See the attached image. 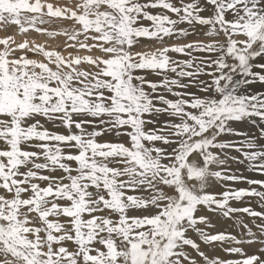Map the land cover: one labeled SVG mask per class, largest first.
Masks as SVG:
<instances>
[{
    "label": "snow or ice",
    "instance_id": "6c2138e0",
    "mask_svg": "<svg viewBox=\"0 0 264 264\" xmlns=\"http://www.w3.org/2000/svg\"><path fill=\"white\" fill-rule=\"evenodd\" d=\"M0 30V264H264V0H0Z\"/></svg>",
    "mask_w": 264,
    "mask_h": 264
},
{
    "label": "rangeland",
    "instance_id": "374dc122",
    "mask_svg": "<svg viewBox=\"0 0 264 264\" xmlns=\"http://www.w3.org/2000/svg\"><path fill=\"white\" fill-rule=\"evenodd\" d=\"M1 32H0V35L3 34V36H4L6 34L2 30H1ZM7 34H13V33L11 31H9V33H7ZM29 38L30 39H35L37 43H41V44L50 43L51 47H54V48L55 47H58V46H60V45L63 44V41L62 40H59V41H56L55 40L54 42H48L47 41V38H45L43 36H37L35 33H33L32 36L29 37ZM19 39H20V37L17 36V40H19ZM146 44H147L148 48H151V45H149L148 43H146ZM144 45L145 44H142L141 47L140 48H137L136 50L137 51L144 50ZM150 78L151 79H156V77H150ZM253 88H254V90H257V91H264V87H262L260 85H254ZM48 127L51 129V125L48 126ZM237 128L240 131L248 132V133H255V134L258 135V130L256 128H254L252 125H249V124L237 125ZM51 130L56 131L57 129H51ZM60 131H62V130H60ZM108 138L111 139V137H108ZM227 138L234 139V140L241 139L240 137H227ZM234 155H239V154L236 153ZM227 167L230 168L232 171H235L237 175L243 174V175L247 176L248 178H257V179L260 178L259 176H257L254 173H249L243 165H237V164H234L231 161H229ZM225 174H227V173H225ZM225 183L228 184V185H231L232 187H235V188H247V187H249L246 183H243V182H241V183H234L232 181H225ZM214 188H215V191H218V190H216L218 188H220L219 191H222L221 190V187L219 186V184H217V186H215ZM232 203H233V206H236V207L251 206V207H253L256 210H259V206L256 203L255 198H245V200H243L241 202H232ZM236 216H237V218L239 220H242V221H243V218H244L245 219L244 221L246 223H248L249 226H252L251 225V219L252 218L248 217L246 214H236ZM229 221L232 222V220H229ZM257 222H259V221H257ZM234 230H238V229L232 224L230 229H226L225 231H222V232H229L230 233V231H234ZM193 236H194V234H193ZM204 247H206L207 249H209L208 246H204ZM210 249H216L218 251V253L221 251L220 252L221 257L219 255H216V256H219L220 258H222V257L225 258V256L227 255L219 247H214V248H210ZM235 258H238V257L229 256V255L226 256V259H235Z\"/></svg>",
    "mask_w": 264,
    "mask_h": 264
},
{
    "label": "bare ground",
    "instance_id": "6f19581e",
    "mask_svg": "<svg viewBox=\"0 0 264 264\" xmlns=\"http://www.w3.org/2000/svg\"><path fill=\"white\" fill-rule=\"evenodd\" d=\"M59 27H69L70 28V25H68V24H59L58 25ZM0 32H1V30H0ZM2 33V32H1ZM1 37H3V34H1L0 35ZM46 38V37H45ZM64 38L63 37H59V38H57L56 39V41H59V40H62L63 42H64V40H63ZM189 40H194V39H197V37H195V36H190L189 38H188ZM146 43H148L149 45H151V48H148V49H152L153 47H154V45L152 44V43H150V42H147V41H145V42H143L142 44H146ZM169 43H171V41H169ZM141 44V45H142ZM141 47V46H140ZM140 47H138V48H140ZM157 79V78H156ZM48 126H50V125H48ZM225 139H229V138H227V137H225ZM234 154H236L235 152H233V155ZM228 174V173H227ZM224 183H225V181H224ZM226 184V183H225ZM215 186H217V183H212V187L210 188V190L211 191H215ZM219 189L220 188H218V189H216V190H218L219 191ZM221 190H223L222 188H221ZM210 215V217H211V220H212V223L215 225V227H213L212 229H209V231L212 233V234H215V233H218V232H222V231H225L226 229H230L231 228V225L233 224L234 226H235V224H234V221H229V220H226V219H224V218H222V217H215V216H211V214H209ZM243 218V217H242ZM245 219L243 218V221H244ZM245 222V221H244ZM246 223V222H245ZM226 228V229H225ZM227 233H229V232H227ZM230 234H233V235H238L239 234V229L238 230H234V231H230ZM194 238H195V236H194ZM201 249L203 250V251H205V253L211 258V257H215L216 255H219L220 257H221V255H220V252L218 253V251L216 250V249H207L206 247H204V245H201ZM227 256V255H226ZM226 256H225V258H221V259H226ZM197 259H199V258H197Z\"/></svg>",
    "mask_w": 264,
    "mask_h": 264
}]
</instances>
